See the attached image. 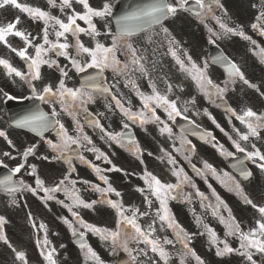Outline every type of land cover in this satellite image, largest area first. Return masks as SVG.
I'll return each instance as SVG.
<instances>
[{"label":"snow or ice","instance_id":"snow-or-ice-1","mask_svg":"<svg viewBox=\"0 0 264 264\" xmlns=\"http://www.w3.org/2000/svg\"><path fill=\"white\" fill-rule=\"evenodd\" d=\"M83 6V12H77L73 8V0H59V9L61 12L69 10L66 14V19H61L58 16L51 15L48 11H44L38 7H32L26 4L18 3V0H0V8L11 5L19 9L21 12L27 13V15L33 19L43 22L42 36H34L30 32L19 30L17 25L20 23L19 17L16 18L15 22L7 23L5 26H0V43L8 46L11 52L15 53L22 61H24L26 70H21L5 58H0V67H2L9 77L19 78L20 81L28 85L30 94L27 97H21V99L33 100V105L19 117L12 120V125L18 128L27 129L37 136L44 138V134L47 132H54L56 139H46L45 142L52 150L54 155L52 159L62 160L67 164V171L65 175L59 179L53 186H46L45 181L37 174V165L28 164V158L34 156L36 152V145L27 147L21 153V162L18 163L14 168L9 170L7 175L0 178V190L8 193H19L22 191L31 192L34 196H40L45 203L50 200H55L56 203L67 208L71 213L74 220L80 224L87 231H91L97 234L103 240H110L113 249L122 248L123 251L127 252L131 257L133 264L137 260V256L133 255V251H136L140 255L147 256L145 249H130L129 242H134L137 245L144 244L146 248L150 249L152 253L157 254L167 264L169 253L166 250V245L175 247L177 242L181 243L186 253H190L197 261V264H203V261L199 256L196 255L195 251L189 248L190 237L184 229H182L170 215V210L167 206L168 199H175L174 193L177 189L181 188L182 185L188 184L195 189V195L199 196L201 200L207 199L203 192L196 187L195 183L188 177L187 173L184 172L183 168H175L176 160L166 150L165 155L168 158V163L174 166L173 175L178 178L177 184H170L162 182L157 176L144 171L142 179L145 182L146 188H138L137 191L144 195L145 204L147 206L146 211H140L139 208L131 209L125 208L121 201H113L108 199V194H114L120 197L121 193L111 186L108 182V178L101 174L102 169L88 161L82 154L81 149H85L89 152L96 154V160H103L105 163L111 164L108 156L96 148L93 144L92 139L84 132V125L81 123L80 117L83 114L84 122L94 128H99L103 133L102 138H106L108 141L115 142L116 144L124 147V141L127 139L129 145H134L135 142L131 138H126L124 133L109 132L101 123L98 116H94L88 111L87 105L95 103L97 95L103 96L105 99L110 97L111 101H114L116 106L120 108L123 115L133 123L139 122L141 125L148 122H155L160 127L161 133H167L171 138L173 136L172 128L169 127L168 123L161 120L160 116L157 115V109H162L169 120H175L177 117L183 115L180 107H178L176 100L169 99L167 94H162L158 91L155 83L151 81V77L147 68L145 67V57L138 55L140 50L134 46L132 38L138 34H147L156 26L161 25L170 15H175L179 10H185L193 12L197 17H203L205 14L212 13L213 5L219 6V0H192L191 6L189 0H149L148 3L136 5L130 8L129 11L124 12L120 16H112V8L109 4L105 3L102 10H97L89 6L88 0H75ZM49 5L52 8L57 7V0H48ZM93 17H112L114 21V30L112 21H109L105 25L104 35L110 37L111 43L104 44L96 42L94 47L86 46V44L80 39L81 34L88 35L92 38L99 36L100 33L97 30L96 24L93 22ZM264 17V13H261L260 17H257L259 21ZM77 21H83L87 27H82ZM220 28L223 29L225 34L231 33L233 35H239L246 40H251V37L246 36L243 31H237L234 28H230L224 23L220 22ZM253 29H260V34L264 35V25L253 24ZM167 29L164 32L167 33ZM211 31V29H210ZM69 35L73 38L74 43H69ZM9 36L18 37L23 42V47L17 49L12 47L9 43ZM54 37V39H50ZM152 36H148L147 42L152 43ZM214 42V41H213ZM254 45L256 41H251ZM176 43L170 41V45ZM70 49L72 51H70ZM31 50V51H30ZM74 53V54H73ZM170 55L179 64L182 71L186 72L192 80H194L200 90V92L208 99L216 97L220 103L219 107H224L225 111L230 114L231 117H235L241 124L245 125L247 132H241L239 129L234 128L238 136V140H233V146L239 153H244V159H237L236 163L232 167L239 172L240 176L247 179L251 173L244 166L245 160H250L257 166L264 170V152H261L255 144L251 145V151H248L242 146L240 141L247 142L250 137H258L260 135L258 129H264V115H259L254 112L251 108L238 112L236 109L227 105L224 101V94L228 90L229 86L238 78L244 84L250 87V82L245 78L244 73L236 65L235 62L229 60L223 53L212 57V62L219 64L224 67L227 73V80L223 82V86L215 83L207 75L208 61H204L203 67L197 65L191 58L187 56V64L184 60L180 59L177 51L170 47ZM55 57H64L72 68L75 69L77 74H85L80 80L79 87H68L66 79L68 78L67 65L61 66L58 59ZM118 54L124 56L122 61ZM261 60L264 61V49H260ZM47 66L54 68L60 73V78L55 87L52 84H44L41 87H37L36 82L42 80L41 68ZM93 69L94 71L89 73L88 70ZM106 71H111L117 77H123L125 80L124 86L128 87L131 85L136 90V94L139 96L142 108L138 112H132L130 108H125L118 98L117 93L119 92V79H114L112 83L108 82L105 76ZM139 72V74L149 80V86L151 88V94H145L139 90V86L135 80L131 79L133 73ZM113 89L116 91L114 92ZM172 86L168 84V92H171ZM2 94L7 100L18 99L12 96L8 92H4L0 89ZM38 101L39 103H35ZM215 102V101H213ZM191 103H195L194 100ZM41 105H49L50 111H45ZM57 105H59L60 111H57ZM111 108V105L108 106ZM187 111V108L183 110ZM206 111V110H205ZM64 113L69 116L75 125V134L69 132L68 128L61 121L60 114ZM188 119L187 116L184 117ZM211 118V117H210ZM214 121V118H212ZM215 122V121H214ZM129 125L123 124V128L127 129ZM219 127V125H217ZM187 129H181L180 136L177 137L181 145H191L190 141L184 139L185 132ZM223 131V129H221ZM192 134H197L193 132ZM227 134V133H226ZM200 139L204 140L206 137H210V133H201ZM0 137H4L8 140L6 132L0 130ZM214 139V137L212 138ZM231 139V137H229ZM8 144L12 145V141L8 140ZM75 146V147H74ZM222 155L225 157H232V152L224 149L223 145L214 144ZM175 147V146H173ZM130 151L139 152L138 146L135 148L130 147ZM179 151V149H177ZM189 151H194V146L189 148ZM10 159L15 160L16 157L12 156L11 153L5 152L3 154ZM151 155V153H149ZM44 160H49V156L40 157ZM77 159L82 164L92 168L97 173L98 178L105 185L101 188L99 185L90 184L89 181L83 180L78 181L72 178V173L76 172V167L73 164V160ZM188 159V157H185ZM141 163L143 161L141 160ZM190 163V161H189ZM30 169L29 175L35 177V186L26 184L22 179L17 180L14 177L25 168ZM0 166L7 167L0 160ZM193 171L205 178V172H209L222 184H225V180L217 174V170L209 164L207 161L203 163V170L196 168L195 165H191ZM104 171H121L116 168L115 165L110 169ZM224 177H227L234 185L238 194L242 196L245 204L251 205L259 213V219L256 220L255 227H251L248 230L242 228L241 223L232 216L231 210H228V218L219 215V206L223 205V201L216 195L215 190L212 189V194L216 196L217 205L213 209V215H218L220 222L225 226L226 236H231L239 241V248L234 249L231 247L227 240H219L216 232L210 226L205 225L211 243L217 246V255H223L225 253L236 252L238 255L245 257L248 264H257V261L253 258V251L264 254V206L255 204L247 196L243 195L240 185L235 179L229 176L228 173H223ZM90 185V187L97 192L101 193V202L107 203L113 209L116 210L118 220L116 230H109L105 228L96 227L94 225L86 223L79 215L75 208H91L97 201H85L79 195V189L76 187L77 183ZM207 182V181H206ZM227 186V184H225ZM211 188V185H208ZM231 190V189H230ZM57 193H63L65 199L61 200L57 197ZM159 202V207L155 209V216L151 218V222L147 225V228H143L139 223L140 218L145 216H151V209L153 208V199ZM65 201H68L66 203ZM15 203V200H13ZM209 207H213L209 205ZM226 208L227 206L224 205ZM130 213V214H129ZM63 222L68 225L73 231V236L77 235L76 229L67 218H62ZM159 221L160 228L164 229L165 226L172 229L175 239H169L165 236L163 239L156 236L157 231L156 225ZM5 223L3 217H0V240L4 243L9 244L6 236L3 234L2 225ZM197 223H200L197 218ZM35 227V224L33 225ZM40 229H44L46 233V226L41 223ZM179 229V230H177ZM203 234V233H201ZM79 241L81 249H87V256L94 260L96 264H103L99 256L92 250L90 246L84 240V232L79 233ZM39 243V242H38ZM49 241L45 235L42 249V255L47 261V264H56L54 259L55 248L48 249L47 245ZM222 244L221 249L219 245ZM16 259L21 261L22 264H27L26 254L23 251H17L13 248ZM153 264H156L153 261ZM183 264V260H181Z\"/></svg>","mask_w":264,"mask_h":264},{"label":"flooded vegetation","instance_id":"flooded-vegetation-1","mask_svg":"<svg viewBox=\"0 0 264 264\" xmlns=\"http://www.w3.org/2000/svg\"><path fill=\"white\" fill-rule=\"evenodd\" d=\"M31 51V50H30ZM13 66L21 69V70H25L24 67L18 63V62H12L10 61ZM41 73H42V80L41 81H37L36 84H37V87H41L43 85V67L41 68ZM48 77L52 78L53 75L50 74ZM0 78L3 79V82L2 84H0V89H2L3 91H9V92H14V89L9 85V83L11 84H14V85H20L22 83V81L19 80V78H13V77H9L7 74H6V71L4 69H0ZM24 85L26 86V88L29 90L28 88V85L24 83ZM18 96L17 97H26V93H17ZM26 95V96H25ZM96 99H95V103H91L89 104V107H95V108H98V109H102V108H99L97 106V103H96ZM0 130L6 132L7 134V137H8V140H11L12 141V145H9L8 144V140H6L4 137H3V140H4V143H3V146L5 147V150L6 152H9L11 153L12 156H15L16 159L13 160V159H10L9 157H5V160L7 161V164L10 166V167H15L18 163L21 162V153L27 148V147H30V146H33V145H36V152H35V155L34 156H30L28 159L29 160H32L33 158L37 161V157L38 155L40 157H42V155L40 154V150L42 148V142H40L39 140H28L27 136L25 133H22V132H19L17 131L16 129H13L9 126H0ZM145 142V141H144ZM42 159V158H40ZM22 172V170H21ZM21 172L18 173L15 177L16 178H21ZM30 177H32L31 175H29ZM24 191L22 192H19V193H16V194H22ZM264 256V254H262Z\"/></svg>","mask_w":264,"mask_h":264},{"label":"rangeland","instance_id":"rangeland-1","mask_svg":"<svg viewBox=\"0 0 264 264\" xmlns=\"http://www.w3.org/2000/svg\"><path fill=\"white\" fill-rule=\"evenodd\" d=\"M254 11V10H253ZM249 13V12H248ZM251 14H252V11H251ZM222 43H225V40H223V41H221V44ZM202 47H203V50H204V53H205V49H206V44L204 43V40L203 39H201V44H200ZM222 83L223 82H219V83H217V84H220L221 86H222Z\"/></svg>","mask_w":264,"mask_h":264}]
</instances>
